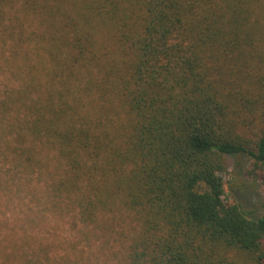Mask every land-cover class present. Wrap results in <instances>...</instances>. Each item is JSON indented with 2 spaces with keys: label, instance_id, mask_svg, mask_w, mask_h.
I'll use <instances>...</instances> for the list:
<instances>
[{
  "label": "trees",
  "instance_id": "1",
  "mask_svg": "<svg viewBox=\"0 0 264 264\" xmlns=\"http://www.w3.org/2000/svg\"><path fill=\"white\" fill-rule=\"evenodd\" d=\"M259 1L0 0L5 42L46 56L0 98V152L52 148L54 207L105 235L130 220L127 264H264V202L222 176L239 154L264 172Z\"/></svg>",
  "mask_w": 264,
  "mask_h": 264
},
{
  "label": "rangeland",
  "instance_id": "2",
  "mask_svg": "<svg viewBox=\"0 0 264 264\" xmlns=\"http://www.w3.org/2000/svg\"><path fill=\"white\" fill-rule=\"evenodd\" d=\"M255 18L260 22L258 36L264 48V0L255 4ZM38 28L43 25L33 20L27 29L30 32ZM6 40L0 34V98L20 84L24 64H35L42 73L46 63L44 51L35 39L20 47L16 41ZM12 153L0 152V264H127L130 220L117 218L115 231L106 235L82 228L72 212L59 206L56 209L50 199L51 180L61 173L55 151L40 146V163L33 167L13 161ZM248 169L247 156L229 158L228 169L222 173L228 187L226 196L240 199L248 209L260 212L264 172L250 173Z\"/></svg>",
  "mask_w": 264,
  "mask_h": 264
}]
</instances>
